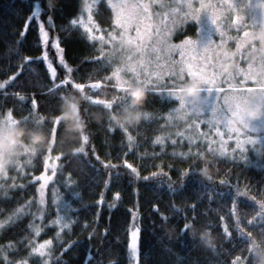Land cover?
<instances>
[{"label": "trees", "instance_id": "1", "mask_svg": "<svg viewBox=\"0 0 264 264\" xmlns=\"http://www.w3.org/2000/svg\"><path fill=\"white\" fill-rule=\"evenodd\" d=\"M86 1L53 0L58 7L50 10L48 0H0V84L4 85L0 88V119L11 111L14 119L46 131L54 130L47 147L32 157L29 175L24 179L10 177L12 180L9 178L0 185V221L14 217L17 209L32 202L27 210L30 215L24 214L19 222L14 220L12 226L0 230V264H21L22 261L26 264H130V236L134 226L141 229L140 264H233L238 257L242 264H253V259L260 257L249 255L246 250L249 240L234 230L228 213L235 203L242 221L252 219L259 203L264 202V153L250 151L245 157L227 159L219 155V149L184 139L178 133L180 125L170 120L173 105L178 102L163 93L168 92L167 88L149 89L144 108L146 119L135 128L122 129L108 122H94L108 110L102 104L93 103L94 100L113 102V110H118L128 106L130 98L127 95L120 100L124 93L113 87L112 80L104 79L111 76L114 63L89 62L101 56L102 46L96 40L89 41L87 37L93 36L91 31L79 23ZM95 18L100 31L107 36V29L113 27L112 9L101 2ZM71 20L77 23L70 26ZM197 28L195 23H190L184 32L195 36ZM58 49L65 66L73 69L70 74H66L65 66L60 63ZM48 62L55 66L57 84L61 78L70 79L72 84L84 85L83 94L92 98L82 108L88 118L84 132L87 142L82 138L75 141L74 132L64 131L63 123L54 122L61 116V97L80 91L69 84L59 93L50 92L52 73ZM96 82L102 84L98 90L87 87ZM165 83L169 84V79ZM36 120H40L39 126ZM83 127L76 124L77 129ZM128 136L133 138L131 143ZM157 137H162L164 143H157ZM81 146L84 153L76 152ZM120 153L126 155L121 158ZM194 153L213 158L211 180L201 175L203 164ZM49 155L55 159L56 175L48 187L45 206L39 207L35 201L38 183L32 179L45 170ZM125 162L141 177L152 173L167 175L145 181L136 179L127 168L119 167L121 179L105 188L106 173L114 170L104 166ZM182 172L190 174L182 179ZM220 181L226 183L221 185ZM169 183L175 191L169 189ZM236 186L246 195L237 198ZM221 192L225 195L220 196ZM192 204L196 205L195 212L189 207ZM60 210L74 221L63 232L52 224ZM161 214L168 217L166 222L161 220ZM193 215L199 228H209L216 237L213 247H206L198 234L193 238L191 231H181L184 217L191 222ZM220 218L231 232L230 237L224 235ZM258 221L264 222V216L258 217ZM240 228L264 238V229L259 223L256 227L241 223ZM36 229H40L39 235ZM46 241L52 242L50 253H33L34 248ZM256 247L259 252L261 245Z\"/></svg>", "mask_w": 264, "mask_h": 264}, {"label": "rangeland", "instance_id": "2", "mask_svg": "<svg viewBox=\"0 0 264 264\" xmlns=\"http://www.w3.org/2000/svg\"><path fill=\"white\" fill-rule=\"evenodd\" d=\"M101 2H105L113 12V27L107 29V36L103 35V31H100L101 28L95 21L96 10ZM187 2L188 0H99V3L95 4L91 9L84 8L79 23L84 28L89 29L93 36L103 37L105 41L108 40L110 35L117 37V43L101 44L102 47L106 48L104 52L109 56V59L115 61L113 70L115 67L121 66L125 58L131 56L133 57V63H148L150 71H158L161 73H166L168 71L171 61H180L184 59L190 62V56H198L199 53L193 52L190 46L185 44V41H198L206 32L210 31L213 40L219 44L223 38L226 41L225 47L230 51L235 52L236 46L238 44L241 45L240 52L234 57L236 65L245 71L251 66L250 75L254 78L245 80L243 75L236 76L232 82V86L236 89L257 87L256 81L261 78V74H264V60L261 59L259 54V49L264 48V42H262L261 39L252 38L251 35L245 38L244 32L250 34L259 33L262 28H264V0H191L194 9H199L201 3L215 6L212 10L201 12L200 21H193L190 17L185 19V13L189 11ZM85 3L92 5L93 0H87ZM214 16L216 18V23H213ZM89 17L91 18L89 19ZM237 17H239V20H237ZM229 20L232 21V24L226 27ZM117 21H119L120 25L127 26V31H124V28L118 26ZM190 23H195L198 26L195 36L186 35V32H184L185 28L187 29ZM44 31L45 29L42 28V33ZM221 31L225 34L223 37L220 35ZM121 35L133 41L131 50H128L127 46H125L123 51L120 50L118 41ZM180 35L181 37H179ZM253 49H256V51H253ZM181 51L184 53L183 57L181 56ZM59 56V60L61 61L62 59L64 61L63 54L59 53L58 57ZM53 63L48 62L47 64L51 73L55 75L56 70ZM157 64L159 68L156 67ZM121 75L124 80L134 81L130 73L127 75L122 73ZM205 76L209 78L207 73H205ZM139 79L143 81L144 76L141 75ZM168 79L169 77L165 74L158 84L156 75L154 74L152 76V83L149 84V89L156 91L166 89L164 85H166L165 82ZM187 79H189V77L185 73V81ZM112 82L115 84L114 80H112ZM170 82L169 80V84ZM93 84H99L100 87L92 88V84L87 85V87L93 90H98L102 87L100 82ZM160 85L162 87H160ZM219 87L227 90L229 84L221 82ZM168 92L165 90L163 93L168 94ZM224 94V92H219L214 87L213 93L209 96L211 103L208 104L207 111L199 117L194 116L190 112L185 114V112L180 109L179 100L168 94L169 97L178 102V104L175 102L173 105L175 108L170 116V120H174L176 124L180 125L178 133L180 136H184L183 138L188 141V138L192 137L195 139V142L201 141L208 144L211 148L214 147L219 149V153L222 149L225 153L222 156L227 159H234L238 156L245 157L250 151L251 153L255 152L253 151L254 147H260L259 141L264 139V130L254 128L247 131L243 129L239 132L232 131L226 123L214 117L212 108L217 103L222 104ZM203 95L205 96L208 94L203 93ZM203 126H205L206 129H204ZM234 127L239 128V125L237 124ZM202 134L207 135L204 136ZM249 138L256 139L258 141L257 144L253 146L252 144L245 143L243 149L237 146V139L244 142ZM31 151L34 152V154H30ZM34 155L35 151L25 146L19 150L13 164L3 168V163L0 162V168H3V175H0V185L10 177L14 179L20 177L23 179L26 178L29 175V171L33 168L32 157H34ZM52 165H55L56 170L55 159L53 156L49 155L45 170L32 179L33 182L38 183V197L35 201L39 207L45 206L46 204L48 187L54 178V176H52ZM45 176H50L52 179L45 182V180L41 178ZM12 178L9 180H12ZM42 185L45 203L40 205V189ZM61 213L62 210H60L59 216L64 217L65 215ZM16 219L14 215V217L8 218L6 221H0V230ZM63 222L64 221H61L60 225H55L59 228L60 232H63L65 229L62 228ZM135 228L136 226L133 227L132 232L135 231ZM131 242L132 235L130 236V245ZM50 251L51 246L49 245L43 249L45 255L50 253ZM129 251L130 264H140V236L138 241V254H134L131 247Z\"/></svg>", "mask_w": 264, "mask_h": 264}, {"label": "snow or ice", "instance_id": "3", "mask_svg": "<svg viewBox=\"0 0 264 264\" xmlns=\"http://www.w3.org/2000/svg\"><path fill=\"white\" fill-rule=\"evenodd\" d=\"M97 3H99V0H93L92 5H88L87 3H85V7L91 9ZM48 7L50 10H52V9H56L58 7V5L56 3H54L53 0H48ZM214 7L215 6L211 5V4L201 3V6L199 9H194L192 7L191 0H188L187 8L189 11L185 13V19L190 17L193 21H200L201 12H203L205 10H212V9H214ZM90 18L91 17H89V19ZM31 19H32V16H30L28 18V23L31 22ZM49 20H51V16L49 17ZM237 20H239V17H237ZM76 23H77V20H71L70 26L73 24H76ZM213 23H216L215 16L213 19ZM117 24H118V26L124 28V31H127V26L120 25L119 21H117ZM231 24H232V21L229 20L228 25H226V27L231 26ZM26 31H27V25L25 26V32ZM21 35H23V33H21ZM220 35H221V37H223L225 34L223 31H221ZM250 35L254 39L264 38V28H262L261 32H259V33L250 34L248 32H244L245 38H248ZM87 39H89V41L96 40V41L100 42L102 45L117 43V37L112 36V35L109 36L107 41H105L103 37H95V36H91V35H89L87 37ZM118 44L120 46L121 51H123L125 49V46H127L128 50H131V46L133 45V41L131 39H126L123 35H121L120 39L118 41ZM185 44L189 45L193 52H198L199 55L198 56H190L189 57L190 62L185 61L184 59H181L180 61H171L170 67L168 68V71L166 73H161L158 71H150L148 63H144V62L133 63V57L129 56L123 60L121 66L114 68L111 76L105 77L104 79L115 81V84L113 85V87H118L121 90V92L124 93V95L119 97L120 100H124L128 94L129 82H142L144 84L149 85L150 83H152V76L155 74L156 79H157V83L159 84L162 76L166 74L169 77V80L171 81L170 84L164 85L165 88L169 89L168 94L170 96H174L176 99L179 100L180 109L183 110L185 112V114H188L190 112L191 114H193L196 117L201 116L205 111H207V106H208V104L211 103V101L209 100V96L213 93V88L215 87L217 91L224 92L225 94L223 97L222 104L217 103L212 108V112H213L214 117H217V118H219L220 121L226 123L227 126L229 127V129L232 131L239 132L241 129L247 131V130L254 129V128H259L261 130H264V120L257 121L255 123L249 121L247 119V117L244 116L243 108H242V105L244 104V102L246 101V99L248 97H251L254 95H264V74H261V78L256 81L257 87L236 89L232 86V82L234 81L236 76L243 75L245 80L250 79V78H254V77H252L250 75L251 66H249V69L247 71H245L244 69H241L238 65H236L234 71L230 74L224 73L220 70V68H219L220 60H219V58L216 57L215 53L220 47H225L226 41L223 38L221 39L220 43L217 44L213 40L211 32L208 31L198 41L188 40V41H185ZM177 47H182V46H177ZM240 48H241V45L238 44L236 46L235 52L230 51V50L229 51L232 52L234 57H235L240 52ZM60 51L61 50L58 49V54ZM253 51H256V49H253ZM100 52H101L100 57H96V58H94L93 61H89V62L108 63V64L115 62V61H111L109 59V56L104 55L103 47L100 49ZM259 54H260L261 59L264 60V48L259 49ZM181 56L182 57L184 56L183 51H181ZM41 59H43V58H41ZM60 63L62 66H65L64 61L62 59H61ZM156 67L159 68V65L157 64ZM65 69H66V74H70L73 71L72 68H67L66 66H65ZM122 73H124L125 75L130 73L132 75V77L134 78V81L124 80L122 78V75H121ZM185 73L187 74L189 79L200 80L201 85H202L201 91L203 93L208 94V95L204 96L205 107L202 111L189 107L186 99L184 98L183 89L181 86L182 85L181 78H183L185 80ZM205 73H207L209 78H206ZM141 75L144 76L143 81H141L139 79V77ZM13 79H15V78L13 77ZM49 79L52 81V86L49 89L50 92L59 93L60 90L62 88H64L66 85L72 84V81L70 79H64V78H61L60 83L57 84L55 81L54 73L49 75ZM189 79H187V80H189ZM221 82L228 83L229 88L227 90L220 88L219 84ZM72 86L75 87L77 90H79L81 93H83V90L85 87L84 85L72 84ZM3 87H4V85L0 84V88H3ZM91 87L92 88H98V87H100V85L99 84H92ZM87 98H88V100L92 99L90 96H87ZM19 99L23 100L24 97H19ZM115 99H117V98L114 97V101H115ZM217 99H219V98H217ZM93 103L102 104L107 109L113 108V102H105L103 100H94ZM32 105H33V107L35 106L34 100L32 101ZM5 118L9 122L12 121L13 118H12L11 111L8 113V115ZM238 118H242L243 122L237 123ZM27 119L28 118L25 117V120H27ZM54 122L56 124L63 123L60 117H58ZM237 124L239 125V128L234 127ZM36 125H38V126L40 125V120H36ZM213 126H215V125H213ZM120 128L124 129V127H122V126ZM47 133H48L49 138L54 136V130L53 129H48ZM202 135L206 136L207 134H202ZM81 138L84 142L88 141V137L86 135H82ZM188 139H189L190 143H195L194 138L189 137ZM128 140L131 143L133 141V138L131 136H128ZM156 142L163 144L164 139L162 137H157ZM257 142L258 141L256 139H252V138H249L244 142H241L239 139H237V146L239 148L243 149L245 143L252 144L253 146H255L257 144ZM172 143L175 144L176 141H173ZM259 143H260L259 148H256V147L253 148V151H256L258 155L261 153H264V139H261L259 141ZM48 150L51 151L50 145L48 146ZM76 152L84 153V147L81 146L80 148L76 149ZM30 154H34V152L31 151ZM224 154H225L224 151L221 149L219 155L222 156ZM125 155L126 154H124V153L119 154V156L121 158H123ZM193 155L197 159L201 160L202 164L204 163V161L202 160V156H203L202 153H194ZM212 155L214 157L216 155L214 150L212 151ZM59 158L60 157H56V159H59ZM104 167L106 169L110 168V169L114 170L111 173H106L105 188H110V186L113 182H119V180L121 179V177L123 175L122 173H120L118 171L119 167L127 168L128 170H130V172L132 174H134L136 179H143L145 181L154 179L160 175H165V176L167 175L166 173H152L151 176L141 177L139 172L135 168H133L132 165L127 164L126 162L121 164V165L108 164V165H105ZM51 168H52V176H55L56 175L55 165H52ZM193 170H195V169H193ZM189 174H190V172H182L181 173L182 179L184 177H187ZM0 175H3V168H0ZM202 176L207 180L212 179L211 177H206V175H202ZM113 177H115V180H113ZM41 178L44 179L45 182L52 179V177H50V176H45V177H41ZM38 179H40V178H38ZM219 183L221 185H223L226 182L220 181ZM13 187H16V186L13 185ZM168 187H169V189H172L173 191H175L172 183H169ZM40 193H41L40 205H43L45 203L44 199H43V185L41 186ZM219 195L224 196L225 193L221 192V193H219ZM241 195H246V193H242L240 191L239 187L236 186V197L238 198ZM116 198L117 199L119 198L118 194H117ZM212 198H213V194L210 193L209 199L211 200ZM31 203L32 202H28L24 207L16 210V212L14 213V215L17 218L16 222H19L23 218L24 214H29V215L31 214L30 212H27V210L31 206ZM98 203H100V202H98ZM189 207L192 209L193 212H195V208H196L195 204L189 205ZM109 209H110V211L113 210L112 206H109ZM153 210L155 212L159 213L158 208H154ZM228 215L232 218V225H233L234 230H239L241 232V234L246 235L247 241L251 238V233L250 232L246 233L243 228H240L241 223L250 225L252 227H256L257 224L259 223L260 228L264 229V222L258 221V217L264 216V202L259 203L256 212L252 216V219L245 218L242 221L235 203H233V205L230 207ZM160 218L162 221H165V222L168 219V217L163 216L162 214H161ZM184 220H185V223H184V226H183L181 231L182 232L191 231L190 225L196 222L197 217L195 215H193L191 218V222H189V218L187 216H185ZM61 221H64L62 223V228H70L71 224L74 223V221L71 220L70 216L65 215L64 217H61L58 215L56 220H54L52 222V224L54 226L60 225ZM220 221H221V226L223 227L224 235L226 237H230L231 232L228 231L227 227L223 226V218H220ZM9 226H12V225L9 224ZM85 227H87V225H85ZM140 231H141V229L136 227L135 231H133L131 234L132 235V242H131L130 247H131V250L134 254H138V241H139ZM39 232H40V229H36L37 235H39ZM262 232H264V231H262ZM103 235L105 237L108 235L107 230L103 233ZM51 243H52L51 241H46L45 244L39 245L38 248H34L33 253L43 255L44 254L43 249L46 246L50 245ZM7 247L14 248L15 246L14 245H8ZM66 250L67 249H65V251ZM246 250L248 251L249 255H252L251 249L247 248ZM31 254L32 253H30V255ZM12 264H15V262H12ZM21 264H26V262L22 261ZM233 264H242V262H241L240 258L238 257L237 260L233 262Z\"/></svg>", "mask_w": 264, "mask_h": 264}, {"label": "clouds", "instance_id": "4", "mask_svg": "<svg viewBox=\"0 0 264 264\" xmlns=\"http://www.w3.org/2000/svg\"><path fill=\"white\" fill-rule=\"evenodd\" d=\"M264 42V38H261ZM219 58V68L222 72L230 74L236 67L234 55L226 47H220L216 53ZM182 80V89L184 98L189 107L197 110H203L205 107L204 95L201 91V81L198 79ZM129 105L121 109H108L100 114L99 119L93 121L97 124L111 123L112 125L135 128L139 126L147 116L144 108L149 99V85L142 82H129L128 85ZM88 100L83 93L69 92L61 98V120L64 125V131H72L75 133V141L84 135L88 118L83 114L82 108ZM244 116L253 123L264 120V95H254L248 97L242 105ZM108 113L105 116L103 113ZM242 118H238L237 123H242ZM84 125L83 128L77 129L76 124ZM48 133L45 129L30 126L24 120L15 118L9 122L6 118L0 119V162L3 168L14 163L19 150L27 147L30 150L39 152L48 145ZM204 161L201 168V174L211 177L212 166L214 160L208 156H202ZM191 235L193 238L198 234L201 241L206 247H213L216 237L207 227L201 229L195 223L190 225ZM260 244L258 252L256 245ZM248 248L252 254H258L259 259H253V264H264V238L256 233H251Z\"/></svg>", "mask_w": 264, "mask_h": 264}]
</instances>
